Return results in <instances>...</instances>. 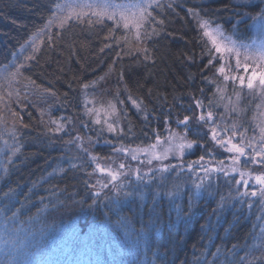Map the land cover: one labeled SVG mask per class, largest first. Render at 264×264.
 <instances>
[{
    "label": "trees",
    "instance_id": "1",
    "mask_svg": "<svg viewBox=\"0 0 264 264\" xmlns=\"http://www.w3.org/2000/svg\"><path fill=\"white\" fill-rule=\"evenodd\" d=\"M160 3L164 7L153 13L158 35L147 44L135 42L133 31L128 33L123 28L116 29L112 21L105 20L102 24L91 26L86 23L73 24L63 32L55 27L51 32L58 33L60 38L56 39L54 47H50L47 37H44L38 51L26 53L25 57L35 56V60L23 63L22 74L12 81L11 86L8 82L3 84L4 92H19L22 102L18 105L14 103L11 112L0 104V116L9 127L14 126L18 130L20 146L18 158H13L14 163L8 161L0 164V198L11 189V200L20 203L13 205L4 199V205L13 210L22 209V220L43 214L42 220H50L56 230L65 221L86 213L82 224L90 220L89 225L94 229L107 225L123 235L122 219L126 218L130 228L139 231L158 216L157 227L151 230L147 243L142 242L139 249L132 244L136 239L135 232L129 231L128 235H124L128 240H120L115 247L103 241L102 244L96 238L101 244L98 249L103 252L104 260L111 261L105 264H112V256L115 255L118 257L115 260H123L125 264H150L156 253L159 258L154 264H195L198 259L205 258L206 252L207 260L216 259L211 253L216 252L218 247L222 255L217 264H224V254L231 257L234 245L237 260L247 254L246 260L255 264L254 258L264 254V236H261V230H264V219H261L264 217V205L246 199L254 205L249 208L248 203L240 202L236 199V185L226 181L224 176L213 178L212 187L203 193L202 198L193 200L186 223L177 221V213L168 197L160 200L155 209L149 196L146 203L134 198L124 201L118 214L108 212L103 203L99 209L90 210L81 201L87 200L93 190L85 188L82 170L70 167L89 161V158L78 153L75 146H65L64 141L68 140V136L53 135L50 131L54 129L51 121L66 125L62 118L67 117L79 123V132L83 136L91 137L89 131L97 134L101 126L106 128L105 122L112 123L118 116V127L124 129V139L114 140L113 134L106 131L101 136L125 145H144L155 140L152 130L160 136L165 134V116H169L171 122L175 118L182 120L185 115L194 117L198 110L195 100H203L207 106L208 98L220 105L210 110L225 113L223 105L228 103L227 97H231L238 110L246 109V113H225V118L228 116L236 124L243 125V129L249 128L246 120L254 123L252 118L259 99H252L245 91L241 93V101L236 102V92L230 86L223 100L213 97L215 86L204 78L217 80L216 68L204 69L208 57L205 54L201 59L200 31L196 19L188 14L187 9H202V17L205 12L209 17H215L229 34L236 23V11L255 14L259 9L238 7L244 3L237 0H163ZM51 7L52 0H0V65L15 62L13 53L19 54L20 46L37 29L44 27ZM159 21H163V24ZM239 27L244 34L240 38L250 40L252 27L248 24ZM113 35L116 40L111 38ZM125 35L129 37L127 43L123 40ZM144 47L149 49L151 56L147 61L143 60V55L136 54L137 48ZM188 57L193 60L190 61ZM236 91L239 92V89ZM117 96L124 101L122 105L117 104ZM128 97L136 100L139 108L134 107ZM112 104H117L116 116L111 113ZM85 106L94 109L95 114L86 116ZM121 109L123 114H120ZM145 115H148L147 122ZM95 119H100L101 125L91 122ZM84 123L88 126H82ZM192 127L196 129L198 126ZM248 132L253 134L251 128ZM188 137L198 139L191 133H188ZM201 143H207L209 150H212L207 137ZM3 152L4 148L0 145V160ZM201 155L208 158L203 148L196 147L193 156ZM76 156H80V159H71ZM87 170H92L91 162ZM164 175L167 184L161 191L171 190L173 185H177L181 192L176 203L181 205L185 214H189L188 194L196 175L187 171L181 174L180 169ZM152 188L155 189L156 185L153 184ZM221 197L226 198L222 210ZM130 253L132 257L126 256Z\"/></svg>",
    "mask_w": 264,
    "mask_h": 264
},
{
    "label": "snow or ice",
    "instance_id": "2",
    "mask_svg": "<svg viewBox=\"0 0 264 264\" xmlns=\"http://www.w3.org/2000/svg\"><path fill=\"white\" fill-rule=\"evenodd\" d=\"M162 7L164 6L160 3V0H136L135 3L127 5L112 3L111 0H78V2L73 0V2L64 3L52 0L47 23L43 28L37 29L33 36L20 46L19 54L13 53V56L19 59V55H22L28 48H32L33 52L38 51L35 40L42 35L47 37L49 46L54 47L56 39L60 38V36L58 33L50 32L49 27L56 22H58L59 31L63 32L73 24L86 23L91 26L102 24L105 20H108L115 24L116 29L123 28L128 33L135 29L133 40L137 43L147 44L158 35L156 32V16L153 13ZM168 7H171V5H168ZM238 7H251L259 9V11H256L255 14L236 11V23L232 25L230 34H227L223 26L217 23L215 17H209L207 12L202 17L200 15L202 9L188 8L187 12L196 19L200 31L201 59L203 60L205 54L208 57L204 69L216 68L217 80L204 78L206 82L215 86L213 97H219L223 100L230 86L232 91L236 92V102L241 101V93L245 91L252 99L260 100V103L255 105V114L252 118L254 123L245 121V123H249L253 136L248 137L246 135L249 128L240 131L243 125H237L235 122L230 127L222 126L225 113L230 115L237 114L238 111L246 113V109L238 110L236 103L232 101L231 97H227L228 103L223 105L225 113H214L210 110L220 107L212 98H208L207 106H205L203 100H195V107L200 109L199 114L195 116L197 125L207 126L205 129L199 127L193 129L191 126L193 117L185 115L182 120L179 118L175 120L177 127L184 129V133L179 134L171 129L170 117L165 116L164 122L166 131L169 134L164 138L163 142L160 134L155 130H152L155 142L145 147L137 146L132 148L125 147L123 144L117 146L112 141H105L112 148V156L108 158L109 162L102 166L101 163L96 162L102 158L92 156L89 149L84 147V138L79 134L72 136V130L75 127L74 121H70L67 117L62 118V120L67 122L66 125L51 121L54 125V129H50L53 135L63 134L68 136L69 139L64 141L65 146L69 148L75 146L78 153H83L89 158V161L82 162L79 165H70L72 168L82 170L81 175L85 177L83 180L85 188L93 190L87 200L81 201L82 205L86 204L87 208L91 210L93 208L99 209L101 203H103V207L108 212L118 214L119 209L123 207L124 201L130 198L139 199L146 203L147 198L150 196L153 200L152 207L155 209L156 204L160 200L168 197L177 213V221L186 223L190 218L193 200L202 198L203 193L212 187L213 173L217 174V176L223 175L226 181L238 186L235 191L236 199L240 202L248 203L245 198H252V200L264 205V0H257L255 3L247 2L238 5ZM159 23L163 24V21H159ZM244 24L250 25L256 34L255 38L247 42L245 39L240 38L244 34L240 31L239 26ZM111 38L116 40L114 35ZM123 40L127 43L129 37L125 35ZM136 54L137 56L143 55L144 61L151 59L147 47L137 48ZM25 59L31 62L35 60V56L25 57ZM188 59L190 61L193 60L192 57H188ZM232 61H234V64ZM23 67V64L14 62L0 65V72L5 74L0 79L6 80L11 86L12 81L22 74L21 69ZM11 69H14V71H11ZM240 69H243L244 74L236 75L235 73ZM249 69H251L250 72ZM84 87L87 88L88 85H84ZM237 89H239V92L236 91ZM201 92H203V89H201ZM14 95L15 101L13 100ZM128 99L131 100L134 107L139 108L136 100L131 97H128ZM116 100L117 104L122 105L124 103L118 96ZM21 102L19 92H4L3 86L0 85V104L4 105L9 112H11L14 103L18 105ZM117 104L110 105L111 113L114 116L117 114ZM84 114L90 117L95 114V110L85 106ZM120 114H123L122 109ZM12 115L15 118V114L12 113ZM144 119L147 122L148 115H145ZM91 122L95 125H101L100 119H95ZM105 124L106 128L101 126L98 129L99 135H103L106 131L109 134H113L114 140L122 141L124 139V129L118 127V116L112 123L105 122ZM82 126L87 127L88 124L84 123ZM17 131L14 126L9 127L3 117L0 116V145L4 148L3 157L6 163L8 161L14 163L13 158H18L17 154L20 151V146ZM188 133L198 137V139L189 140L187 138ZM5 134H7V137ZM205 137L216 149L228 154V163L225 160H215L216 153L209 150L207 143H201ZM87 141L89 144L99 143L98 140L93 141L91 137H88ZM162 144L167 146L162 147ZM195 147L203 148L209 160L206 161L205 155H201L198 160L189 162L186 167L182 163H165L169 156L173 159L182 160ZM158 148H161V150H158ZM121 156L124 159L117 164L115 158H120ZM142 156L144 159H141ZM242 158L245 168L250 165H256L261 170L256 173L241 170L239 165ZM71 159H80V156L72 157ZM89 162L95 164L91 171L87 170ZM132 162H136L137 166L133 167ZM154 162L159 163L160 166L153 167ZM145 167L147 171L142 170ZM177 169L181 170V174L184 171L189 172V174H196V181H193V187L188 194L189 214H185L181 205L176 203L180 199L181 192L177 185H173L171 190L161 191V189L166 188L167 184V178L164 174H170ZM5 172H7V168H5ZM158 173L160 175H157ZM97 174L102 177V180L93 179ZM133 177L135 178L134 180ZM153 184L156 185L155 189L152 188ZM141 185L143 187H140ZM240 187H243L244 191L241 192ZM97 188L99 190L95 191ZM11 192L12 190L9 189L8 192L3 193V198H0V229H2L4 237V250L2 258H0V264H100L99 260H92L91 258L81 260V256L85 254L81 249L92 250L101 246L99 241L94 240L93 233L85 231L88 227L87 223L80 229L82 235L78 234L75 228H72L71 236L67 240H63V234L61 233L62 243L73 259L66 261L52 259L50 254L52 245L57 239L56 228L53 226H45L43 228L30 226L39 223L43 219V214L22 220L20 218L22 209L13 210L12 207L4 205V199L9 200V203L13 205L20 203L18 200H11ZM101 197H103V200H101ZM225 199V197H221V210L225 207ZM88 201L91 202L88 203ZM41 202H43V198H41ZM253 206L252 203H248L249 208ZM261 219H264V217H261ZM158 220L157 216L155 221H150L149 224L142 226L139 231L130 228L126 218L120 221V225L124 229L125 235H128L129 231L136 233V239L132 241V244L139 249L142 242L147 243V236L151 230L157 227ZM208 227L211 228V225ZM96 231L99 232L100 228L97 227ZM261 236H264V230H261ZM149 250L151 249L149 248ZM60 251L61 254H64V248H61ZM232 253L231 257L224 254V264H253V261L246 260L247 254L237 260L235 245L232 248ZM88 254L90 256V251ZM211 255L216 259L207 260L206 252L205 258L202 260L198 259L195 264H217V260L222 255L221 249L218 247L216 252H212ZM158 258V253L154 254L153 261L150 264H154V261ZM254 261L255 264H264V254L259 258H254ZM112 264H125V262L123 260H114ZM129 264H132V262H129Z\"/></svg>",
    "mask_w": 264,
    "mask_h": 264
},
{
    "label": "rangeland",
    "instance_id": "3",
    "mask_svg": "<svg viewBox=\"0 0 264 264\" xmlns=\"http://www.w3.org/2000/svg\"><path fill=\"white\" fill-rule=\"evenodd\" d=\"M163 1V0H160V2ZM257 0H237V2L239 3H247V2H255ZM61 3H64V2H73V0H61L60 1ZM78 2V0H77ZM112 3H116V4H131V3H135L136 1H114V0H111ZM55 27H58V22L56 23H53L50 27H49V31L51 32ZM133 32L135 33V29H133ZM226 32V31H225ZM227 33V32H226ZM229 34V33H227ZM256 34H255V30L252 28V35L250 37V40L255 38ZM46 37L45 35H42L39 39H36L35 40V45H36V48H38V46L41 44L42 42V38ZM250 40H246L247 41H250ZM33 50L32 48H28L27 51H24L22 55H19V59H15V62L14 63H18V64H23L26 62V59H25V56H26V53H31ZM232 63L234 64V61H232ZM11 71H14V69H11ZM251 71V69H249V72ZM226 73H227V69H226ZM228 74H231V73H228ZM236 75H241V74H244L243 72V69H240L238 70L236 73ZM5 74L3 72H0V77H3ZM17 77L15 78V81H16ZM4 82H7L6 80H3V79H0V85L3 86ZM200 112V109L197 110V113L195 114L198 115ZM61 116V115H60ZM195 116L193 117L192 121H191V125L192 126H198L197 125V121L195 119ZM75 120V118H74ZM175 120L176 118L171 122L170 121V127L173 131H175L176 133H179V134H183L184 131L181 129V127H177L176 123H175ZM75 122V127L74 129L72 130V136H76L77 134H79L81 137L84 138V147L88 148L89 151H90V154L92 156H95V157H100L102 159L96 161V162H99L101 163V165H105L108 161V158L112 156V148L105 143V141H109L108 139H104L103 136L99 135L98 133L97 134H92L91 131L89 130H86V131H89L90 135H91V139L93 141H99L98 144H89L88 141H87V138L86 136H83V134H81L79 132L80 130V125L78 122L74 121ZM61 124H65L63 122H59ZM234 123V121L230 120L228 116H226V118L224 119L223 121V124L222 126L223 127H230L232 124ZM238 125V124H237ZM198 127H200L201 129H205L207 126H203V125H199ZM245 129V128H244ZM243 127L240 128V131H244ZM169 133L166 131L165 129V134L163 136H161V141L163 142L164 138L168 135ZM229 135H231V133H229ZM246 135L248 137H252L253 134H250L248 131L246 133ZM189 140H191L189 137H187ZM69 139V137H68ZM155 140L151 143H154ZM238 142V141H236ZM113 143H116L117 146H120L122 143H117V142H113ZM149 143V144H151ZM149 144H144V145H125L123 144V146L125 147H132V148H135L137 146L139 147H145ZM167 145H163L162 144V147H166ZM211 146H212V150L214 153H216L215 155V160L219 161V160H225L226 163H228L227 161V156L228 154L226 152H222L221 150L219 149H216L212 143H211ZM196 149L193 148L192 150H190L188 152V154H186L182 160H177V159H173L171 156L168 157V159L165 161V163H168V164H183L185 167L187 166V164L189 162H192V161H196L198 160L199 157H194L193 156V151ZM158 150H161V148H158ZM220 156V157H218ZM88 157V156H87ZM124 159L122 156L120 158H115V162L118 164L119 162H121V160ZM141 159H144V157L142 156ZM206 161L209 160V157L208 158H205ZM5 162V159L4 157L0 160V164H4ZM95 164L94 163H91V167L94 168ZM132 166L133 167H136V162H132ZM159 163L157 162H154L153 164V167H159ZM218 166V165H217ZM239 167L241 168V170H244V171H251L253 173H256V172H259L261 169L256 166V165H250L248 168H245L244 166V162H243V158L241 160V164L239 165ZM143 171H147V168H143L142 169ZM159 174V173H158ZM157 174V175H158ZM195 174V173H194ZM196 175V174H195ZM213 178H217V174L213 173L212 174ZM219 176H223V175H219ZM238 178V177H237ZM93 179H101L102 180V177H100L99 174H97L96 177H93ZM135 178L133 177V180ZM238 186L236 185V188ZM99 188L95 189V191H98ZM240 191H244L243 187H240ZM249 191H251V189H249ZM247 200H252V198H245ZM87 212V211H86ZM86 213H83L81 214L79 217H75L73 218L72 220H68V221H65L64 224H61L57 229V239H56V242L52 245V251H51V258L52 259H59L61 261H66V260H71L73 259L72 255L70 254V252H68V249L64 247L63 243H62V240H61V233L63 234L62 235V239L63 240H67L69 236H71V230L72 228H75L77 230V233L78 234H81L80 233V229L84 226V224H82V220L85 218V215ZM50 220H47V221H43L41 220L39 223H36L35 225H30L31 227H38V226H52V224L49 222ZM90 223V220L89 222H87V225L88 227L85 229V231H88L89 233H95L96 234V237L94 235V240L96 241V238H99L100 242L102 243L103 242H106V243H110V245L112 246H116L117 242H119L120 240H128L126 238H124V233L123 235H119L116 230L114 229H111L109 228L107 225H102V226H99L100 228V231L97 232L96 229H94L92 226L89 225ZM43 228V227H42ZM23 235V234H22ZM3 233H2V229H0V258H2V255H3V250H4V244H3ZM103 244V243H102ZM61 248H64V254H61ZM82 252H84L85 254L81 256V260H87L89 258H91L92 260H99L100 261V264H105L106 261L107 262H110L109 260H104V254L102 251H100L99 249H92V250H84V249H81ZM90 251V256L88 254V252ZM120 255H123V253H121ZM126 256H129V257H132L133 254H127ZM116 258H118L116 255L115 256H112V260L114 261ZM111 259V258H109Z\"/></svg>",
    "mask_w": 264,
    "mask_h": 264
}]
</instances>
